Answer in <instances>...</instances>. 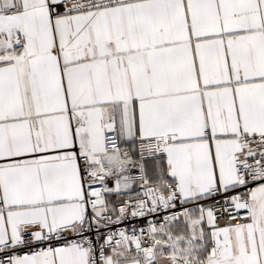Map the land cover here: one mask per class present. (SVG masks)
<instances>
[{
  "label": "snow or ice",
  "instance_id": "obj_1",
  "mask_svg": "<svg viewBox=\"0 0 264 264\" xmlns=\"http://www.w3.org/2000/svg\"><path fill=\"white\" fill-rule=\"evenodd\" d=\"M0 264H264V0H0Z\"/></svg>",
  "mask_w": 264,
  "mask_h": 264
}]
</instances>
